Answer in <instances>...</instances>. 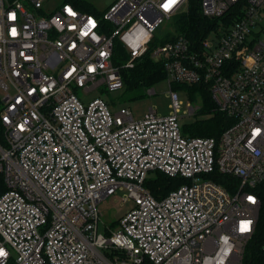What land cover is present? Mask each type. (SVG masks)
Returning a JSON list of instances; mask_svg holds the SVG:
<instances>
[{"label":"built area","instance_id":"2783aa9c","mask_svg":"<svg viewBox=\"0 0 264 264\" xmlns=\"http://www.w3.org/2000/svg\"><path fill=\"white\" fill-rule=\"evenodd\" d=\"M47 1L0 0V264H242L264 183V0H201L210 30L151 51L189 0L169 10L168 0H117L102 17L65 1L45 11ZM149 51L164 64L169 115L151 108L136 120L75 93L122 90L123 70ZM174 83L205 85L231 126L218 138L184 136ZM151 171L187 183L157 199ZM223 176L236 180L232 191ZM119 190L135 207L100 233L99 205Z\"/></svg>","mask_w":264,"mask_h":264},{"label":"trees","instance_id":"16d2710c","mask_svg":"<svg viewBox=\"0 0 264 264\" xmlns=\"http://www.w3.org/2000/svg\"><path fill=\"white\" fill-rule=\"evenodd\" d=\"M65 2H72L77 4L83 10L94 13V9L90 2L87 0H63ZM201 0H189L188 10L179 14L175 18V25L177 28V34H183L188 36L191 40L196 41L201 35L206 34L207 31L216 23V21L204 18L200 12ZM234 12L228 16L230 17ZM170 38L163 41V43L169 41ZM156 46V38L151 43L150 51ZM150 51L141 59L138 60L134 68L123 70L124 88L127 90H147L155 86L156 84L167 79L164 64L161 61H155L150 54ZM119 56V57H118ZM127 56L125 50L121 47L120 43L115 44V56L114 63L120 64L121 59ZM195 86V87H194ZM193 87L195 90L202 93L205 104L199 109V112L195 116H202L209 114L207 119H201L195 124L186 128V133L189 137H215L218 138L224 132L226 128L233 123L223 112H221L215 101L212 99L209 89L202 84H195ZM141 94H134L137 98ZM0 142H2V129L0 123ZM156 172L157 176L153 179H148L145 182V186L157 199L169 194L172 190H175L187 183L183 178L169 177L160 171ZM219 182L229 190H233V185L236 180L229 176H223ZM7 190L4 183V177L0 173V194ZM258 193L261 199V209L259 219L256 225V230L252 238L247 243L245 254L242 264H264V183L258 186ZM9 264H15L14 260H11ZM143 264H149L144 262Z\"/></svg>","mask_w":264,"mask_h":264},{"label":"rangeland","instance_id":"374dc122","mask_svg":"<svg viewBox=\"0 0 264 264\" xmlns=\"http://www.w3.org/2000/svg\"><path fill=\"white\" fill-rule=\"evenodd\" d=\"M87 1L91 3L94 13L97 15V17H102L117 0ZM62 2L63 0H48L45 6V11H51L57 8L62 4ZM23 3L29 11H33L36 15H38V13L33 10L27 1H23ZM175 18L176 17L165 21L155 32L156 46H160L163 41L175 36L178 33L175 25ZM127 58L128 56H126L124 59H121V62H125ZM194 85L195 84H173V89L177 91L179 100L182 101L183 104L180 113V128L181 133L186 137H189L186 133V128L188 126L195 124L201 119H207L210 117L209 114L195 116L199 112V109L204 106L205 101L202 97V93L195 90ZM152 89L155 90L154 93L151 92ZM170 90L171 87L169 82L164 80L152 88L143 91L136 89L130 91L126 88H123L117 92H110L106 90L105 87H100L99 89L92 92H85L82 88H75V93L84 104H88L96 98H101L109 105L113 113L119 111L121 108H128L131 110L136 120H142L149 113L151 108L156 110V113L159 116H166L170 114ZM135 93L141 94V96L135 98ZM3 95L4 93L0 90V97ZM190 107H193L191 111H189ZM156 176V172H150L147 178L153 179ZM125 197H127V191L119 190L116 194L106 198L100 203V233L106 234V228L117 230L119 228V221L121 217L127 211L135 207V202L131 199L124 201L123 198Z\"/></svg>","mask_w":264,"mask_h":264},{"label":"snow or ice","instance_id":"6c2138e0","mask_svg":"<svg viewBox=\"0 0 264 264\" xmlns=\"http://www.w3.org/2000/svg\"><path fill=\"white\" fill-rule=\"evenodd\" d=\"M176 2H177V0H168V2L164 5L165 10H169V9H170V8L176 3ZM68 11H69V14H71V15H75V13H72V12H71V9H68ZM10 18H11V19H15V16L12 15ZM89 23L92 24V26H95L93 21L90 20ZM12 34H13V35L16 34V30H15V29H12ZM86 34H87V33H85V35H86ZM90 70H91V69H90ZM258 134H259V129H257V130L254 132V136H255V135H258ZM249 199L251 200L252 198L250 197ZM249 224H250V222L242 224V226H241V231H247V230L249 229ZM0 255H4V253H3L2 250H0Z\"/></svg>","mask_w":264,"mask_h":264},{"label":"clouds","instance_id":"9594fccd","mask_svg":"<svg viewBox=\"0 0 264 264\" xmlns=\"http://www.w3.org/2000/svg\"><path fill=\"white\" fill-rule=\"evenodd\" d=\"M3 251V250H2ZM4 255H6V253L3 251ZM4 255H0V256H4Z\"/></svg>","mask_w":264,"mask_h":264}]
</instances>
